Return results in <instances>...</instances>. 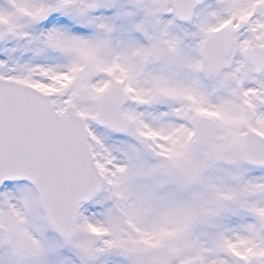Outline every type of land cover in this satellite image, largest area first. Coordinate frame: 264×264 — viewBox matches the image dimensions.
<instances>
[{
  "label": "snow or ice",
  "instance_id": "6c2138e0",
  "mask_svg": "<svg viewBox=\"0 0 264 264\" xmlns=\"http://www.w3.org/2000/svg\"><path fill=\"white\" fill-rule=\"evenodd\" d=\"M0 264H264V0H0Z\"/></svg>",
  "mask_w": 264,
  "mask_h": 264
}]
</instances>
